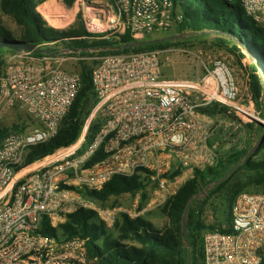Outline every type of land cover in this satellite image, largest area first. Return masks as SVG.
Here are the masks:
<instances>
[{
	"label": "built area",
	"instance_id": "1",
	"mask_svg": "<svg viewBox=\"0 0 264 264\" xmlns=\"http://www.w3.org/2000/svg\"><path fill=\"white\" fill-rule=\"evenodd\" d=\"M238 1L264 28V0ZM34 8L55 29L80 16L90 37L102 39L126 31L134 39L169 32L183 18L173 0H35ZM91 56L97 60L91 71L96 103L80 135L30 163L29 148L57 134L80 90L78 71L65 66L80 57L19 50L0 64V121L15 111L11 123L19 127L0 144V264H94L84 238L43 234V219L59 229L81 208L94 210L109 227L121 213L144 217L148 207H103L86 193L113 175L135 173L151 187V202L163 205L195 169L216 159L220 144L246 151L260 139L254 143L244 125H264V119L251 93L240 98L234 71L222 57L189 80L161 75L160 50ZM211 104L224 106V116L200 111ZM93 119L99 127L84 147ZM98 152L102 157L89 164ZM231 215L230 232L203 231V263L264 264V192L239 193Z\"/></svg>",
	"mask_w": 264,
	"mask_h": 264
},
{
	"label": "trees",
	"instance_id": "2",
	"mask_svg": "<svg viewBox=\"0 0 264 264\" xmlns=\"http://www.w3.org/2000/svg\"><path fill=\"white\" fill-rule=\"evenodd\" d=\"M70 5L73 0H65ZM175 7L182 13V20L173 30L162 37L145 36L134 39L129 32L102 39L90 37L80 19L68 28L49 27L43 18L36 13L35 0H0V42L31 43L35 46L33 53L40 55L46 52L55 53L60 42L68 48V55L80 57L77 62L81 87L68 111L62 118L57 134L45 143L29 148L27 163L35 157L53 153L61 146L75 141L83 125L91 114L96 103V92L92 85L91 71L94 64H89L81 57L126 52H138L167 49L171 46H187L194 40L204 42L213 35L211 44L236 56L229 45L234 43L247 48L264 68V28L260 27L250 15L251 23L243 21L241 10L246 12L237 0L236 6L225 0H173ZM10 19L14 28L8 27L4 18ZM174 37H171V36ZM262 40V45L257 43ZM16 50L0 46V64L6 61L9 54ZM240 66L242 61L237 59ZM255 71V68H253ZM254 71L250 74L248 89L255 101L256 110L264 119L263 87L259 76ZM211 115L224 116L226 108L211 104L199 108ZM99 120L93 119L84 147L96 133ZM259 137L264 133V125L249 122L244 125ZM11 129H19L13 123L10 128L0 125V141ZM219 138V136H217ZM218 138L216 140H218ZM0 142V143H1ZM221 147L223 144H220ZM239 150L232 146L218 152V156L203 169H195L180 189L169 197L161 207L167 223L158 228L145 217H130L121 213L112 228H107L98 220L94 210L81 208L67 217V220L55 229L46 218L43 219L40 232L57 237L80 236L84 238L88 257L94 264H204L202 233L205 229L231 231V208L236 196L243 191L264 192V136L256 151L245 158L250 150ZM260 154V157H257ZM103 155V154H102ZM96 153L89 161L93 163L99 157ZM238 167L230 174L229 171ZM179 170L173 172L177 174ZM144 179L138 174L129 176L113 175L99 190L87 191V196L100 202L110 197L123 194H135L146 188ZM142 192V193H143ZM145 193L142 194L144 196ZM191 199L187 216V236H182L181 218L185 205ZM219 207L222 221L207 224L203 218L206 208ZM223 222L227 225L223 226Z\"/></svg>",
	"mask_w": 264,
	"mask_h": 264
},
{
	"label": "rangeland",
	"instance_id": "3",
	"mask_svg": "<svg viewBox=\"0 0 264 264\" xmlns=\"http://www.w3.org/2000/svg\"><path fill=\"white\" fill-rule=\"evenodd\" d=\"M225 1H227L233 6H236V3H237V0H225ZM240 15L243 21L251 23L250 18L246 15V12L241 10ZM4 22L8 27L14 28V24L10 19L5 17ZM167 33L168 32L157 33V34H152L150 36L162 37V36L167 35ZM212 36H214V34L210 36L207 35L204 42L194 40L192 43H188L187 46H184V47L171 46L167 49H159L160 59H161V65H160L159 72L161 73L163 77H166L168 79L198 80L201 77L206 66H210L212 64V61L215 58L222 57L229 62L230 66L232 67L234 71V74L238 82L240 98L246 99L247 95L251 93L248 89L249 88L248 81L250 78V74L254 71V69L251 66V63H249L246 60L244 50H242L240 46H239L240 48H238L237 47L238 45L236 44L233 45L235 48L238 49L241 55L240 58L243 55L245 57V62L242 61L243 66H240L237 61L238 59L237 55L236 56L231 55L224 49H220L211 44L210 38ZM257 43L259 45L263 44L262 40L260 39H257ZM55 48H57L58 50H61L62 52L69 51L68 48L65 47V44L62 42L56 45ZM69 56L77 57V55H74V54L69 55ZM85 59L87 60L89 64H94V60H96V58H93L91 55L87 56ZM72 60H75V59H72ZM77 62L68 60L65 66L68 68L77 69ZM255 109H256V106H255ZM14 118H15V111H11L5 118H3L0 121V125L2 127L10 128L12 125L11 122L13 121ZM250 132L252 134V141L255 143L257 139L259 138V136L256 133H254V131H250ZM222 148L223 150H226V147L224 148V145H222ZM251 156H249V158ZM257 157H260V154ZM153 187L155 188V186ZM142 192L139 191L135 194H123V195L116 196V197L113 196V197H110L108 200H106V202H100V201H97V202L103 207L104 206L112 207L116 205H121L123 208H126L128 210H134V211L148 207L147 209H145L144 217L155 221V223H158L161 226L162 225L164 226L168 220L165 214H163L161 211L162 205L157 202L155 203L151 202V199L153 198V194H151V187L150 186L147 187L146 185V188L144 189V192H143L145 193L144 196H142L143 194ZM203 218L205 219L207 224L215 223L218 220L222 221V213L220 212V208L218 206L215 208L208 206L206 208V211L204 212ZM106 227L110 229L113 227V225L111 227L106 225Z\"/></svg>",
	"mask_w": 264,
	"mask_h": 264
},
{
	"label": "water",
	"instance_id": "4",
	"mask_svg": "<svg viewBox=\"0 0 264 264\" xmlns=\"http://www.w3.org/2000/svg\"><path fill=\"white\" fill-rule=\"evenodd\" d=\"M171 37H174V36L172 35ZM0 46H8V47L14 48V50H16V51H19V50L32 51L35 49V46L33 44L27 43V42L26 43L20 42V43L14 44V43L4 41V42H0ZM239 46L242 48V50H244L246 60L249 63H251V66L253 68H255L254 72L257 74V76H259V78L261 80L262 87H263V98H264V70H263V67H262L261 63L253 56V54L247 48H245V47L243 48L241 45H239ZM263 136H264V133L262 134L260 139L257 141V143L254 144L251 147V149L247 152L245 158H248L249 156H251L256 151V149L259 146L260 141L262 140ZM238 165L239 164L235 165L229 171L228 174L232 173L238 167ZM190 204H191V199L185 205L183 213H182V218H181V230H182V236L184 238H186V236H187V216H188V210H189Z\"/></svg>",
	"mask_w": 264,
	"mask_h": 264
},
{
	"label": "crops",
	"instance_id": "5",
	"mask_svg": "<svg viewBox=\"0 0 264 264\" xmlns=\"http://www.w3.org/2000/svg\"><path fill=\"white\" fill-rule=\"evenodd\" d=\"M232 48H233V50L235 51V53H236V55H237V57L241 60V61H243V62H245V57H244V55L240 58V53H239V51H238V49L237 48H235L233 45V43H230L229 44ZM236 46V45H235ZM238 48H240L239 46H237ZM243 54V53H242ZM147 219H149V218H147ZM150 220V219H149ZM153 223H154V225L156 226V227H158V228H162L163 227V225L161 226L160 224H158V223H155V221H153V220H151ZM158 224V225H157Z\"/></svg>",
	"mask_w": 264,
	"mask_h": 264
}]
</instances>
